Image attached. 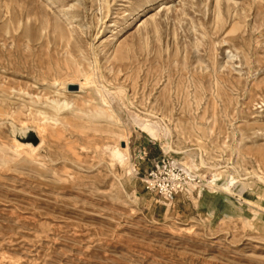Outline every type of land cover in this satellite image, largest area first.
<instances>
[{"label":"rangeland","instance_id":"obj_1","mask_svg":"<svg viewBox=\"0 0 264 264\" xmlns=\"http://www.w3.org/2000/svg\"><path fill=\"white\" fill-rule=\"evenodd\" d=\"M0 264H264V0H0Z\"/></svg>","mask_w":264,"mask_h":264},{"label":"built area","instance_id":"obj_2","mask_svg":"<svg viewBox=\"0 0 264 264\" xmlns=\"http://www.w3.org/2000/svg\"><path fill=\"white\" fill-rule=\"evenodd\" d=\"M145 190L157 194L164 200L171 202L174 197L183 189V183L177 176L161 174L158 166H154L142 180Z\"/></svg>","mask_w":264,"mask_h":264},{"label":"bare ground","instance_id":"obj_3","mask_svg":"<svg viewBox=\"0 0 264 264\" xmlns=\"http://www.w3.org/2000/svg\"><path fill=\"white\" fill-rule=\"evenodd\" d=\"M220 19V18H219ZM218 20V19H217ZM213 32V31H212ZM197 44V43H196ZM221 78V77H220ZM84 79V78H83ZM85 81H86V79H85ZM80 88H81V84H80ZM67 106V104L66 103H64V105H59L56 101H55V119H54V121H53V124L55 125V129L57 128V129H62V128H64L65 127V125H66V121H65V118L63 117V116H59V114H60V112L62 111V109L63 108H65ZM110 115H111V113H110ZM94 116H96V117H99V118H107V117H109V114H108V112H106L101 106H98V108L95 110V112H94ZM41 130L42 131H44L45 129H42L41 128ZM28 143H30V142H24V143H22V142H18V141H15V144H16V146L17 147H19V148H28V150H29V153L31 152V151H35V150H37L39 147H40V145H41V143H42V140L40 141V144L37 146V147H33V146H30ZM33 144V143H32ZM33 145H35V144H33ZM121 151H125V148L124 149H121ZM128 154V153H127ZM121 156H122V154H121V152L119 151V150H117V151H115L114 152V154H113V158H116V159H118V161L119 162H121ZM125 165V164H124ZM188 169V168H187ZM187 185H189V183L187 182L186 184H185V187L187 186ZM184 187V186H183ZM186 189V188H185ZM206 199V198H205ZM205 201H207V200H205ZM218 202H220V200L218 199Z\"/></svg>","mask_w":264,"mask_h":264}]
</instances>
